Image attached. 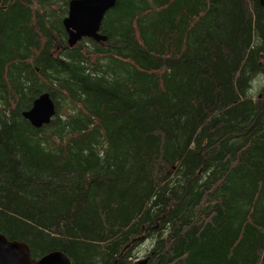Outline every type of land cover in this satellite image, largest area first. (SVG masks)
I'll use <instances>...</instances> for the list:
<instances>
[{
	"label": "trees",
	"instance_id": "trees-1",
	"mask_svg": "<svg viewBox=\"0 0 264 264\" xmlns=\"http://www.w3.org/2000/svg\"><path fill=\"white\" fill-rule=\"evenodd\" d=\"M70 1L0 0V233L72 264H264L259 0H117L74 46Z\"/></svg>",
	"mask_w": 264,
	"mask_h": 264
},
{
	"label": "water",
	"instance_id": "water-1",
	"mask_svg": "<svg viewBox=\"0 0 264 264\" xmlns=\"http://www.w3.org/2000/svg\"><path fill=\"white\" fill-rule=\"evenodd\" d=\"M117 0H71L69 12L63 23L69 35L68 42L74 46L85 37L97 42L108 40V36L100 32L102 21L108 10L113 8ZM264 9V0H259ZM264 30V23H263ZM56 104L49 92L40 94L29 110L23 115L35 126L49 124L56 114ZM147 259L136 264H146ZM0 264H72L71 259L60 250L51 251L41 258H34L30 246L20 240H9L0 233Z\"/></svg>",
	"mask_w": 264,
	"mask_h": 264
},
{
	"label": "rangeland",
	"instance_id": "rangeland-1",
	"mask_svg": "<svg viewBox=\"0 0 264 264\" xmlns=\"http://www.w3.org/2000/svg\"><path fill=\"white\" fill-rule=\"evenodd\" d=\"M68 37H69V35H68ZM55 115H56V114H55ZM55 115H54V116H55ZM137 261H138V260H137Z\"/></svg>",
	"mask_w": 264,
	"mask_h": 264
}]
</instances>
